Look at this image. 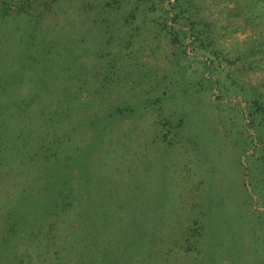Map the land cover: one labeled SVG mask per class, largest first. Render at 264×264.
<instances>
[{
	"label": "rangeland",
	"instance_id": "obj_1",
	"mask_svg": "<svg viewBox=\"0 0 264 264\" xmlns=\"http://www.w3.org/2000/svg\"><path fill=\"white\" fill-rule=\"evenodd\" d=\"M0 264H264V0H0Z\"/></svg>",
	"mask_w": 264,
	"mask_h": 264
},
{
	"label": "trees",
	"instance_id": "obj_2",
	"mask_svg": "<svg viewBox=\"0 0 264 264\" xmlns=\"http://www.w3.org/2000/svg\"><path fill=\"white\" fill-rule=\"evenodd\" d=\"M170 33H171V35H175V36L177 35L176 32H175V30H171ZM174 39H175V40H178L177 37H174Z\"/></svg>",
	"mask_w": 264,
	"mask_h": 264
}]
</instances>
